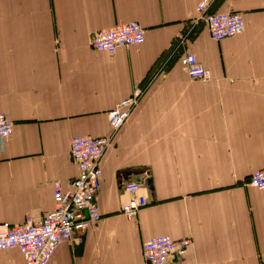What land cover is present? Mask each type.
<instances>
[{
    "label": "crops",
    "instance_id": "1",
    "mask_svg": "<svg viewBox=\"0 0 264 264\" xmlns=\"http://www.w3.org/2000/svg\"><path fill=\"white\" fill-rule=\"evenodd\" d=\"M202 0H0V224L39 221L55 207L53 183L78 175L75 136L111 134L108 113L135 89L141 101L101 166L99 223L62 243L48 264H149L145 241L191 238L169 264H264V0H212L238 12L242 34L215 41L197 19ZM131 22L141 45L96 51V31ZM196 54L210 71L192 79L179 63ZM129 182L148 204L130 219ZM151 182V188L148 186ZM18 249L0 264H23Z\"/></svg>",
    "mask_w": 264,
    "mask_h": 264
},
{
    "label": "built area",
    "instance_id": "2",
    "mask_svg": "<svg viewBox=\"0 0 264 264\" xmlns=\"http://www.w3.org/2000/svg\"><path fill=\"white\" fill-rule=\"evenodd\" d=\"M212 0H202L197 7V19L206 23L211 38L221 41L242 34L245 20L238 12H210ZM146 30L137 22L117 25L110 29L96 31L91 36V46L96 51L115 54L119 49L141 45ZM179 63L192 79L208 80L211 73L198 60L195 53L183 52ZM143 90L137 88L123 101L117 103L108 113L110 135L102 137L75 136L71 139L70 154L78 167V175L67 182L53 183L54 209L43 219H26L20 224H0V251L18 249L23 255V264H48L57 248L71 242L76 233H83L99 223L102 218L98 204V193L103 177L102 160L112 146L117 133L138 107ZM14 123L0 114V143L11 137ZM248 184L264 192V168L254 171ZM145 183L129 182L125 190L131 195L122 212L130 219L148 204L143 189ZM193 241L191 238L173 239L163 235L145 241L143 257L149 264H169L174 258L187 255Z\"/></svg>",
    "mask_w": 264,
    "mask_h": 264
},
{
    "label": "water",
    "instance_id": "3",
    "mask_svg": "<svg viewBox=\"0 0 264 264\" xmlns=\"http://www.w3.org/2000/svg\"><path fill=\"white\" fill-rule=\"evenodd\" d=\"M148 186L151 188V186H152V185H151V182H148Z\"/></svg>",
    "mask_w": 264,
    "mask_h": 264
}]
</instances>
